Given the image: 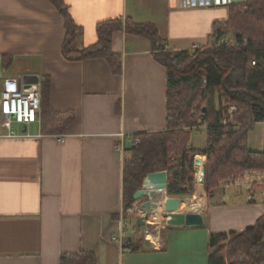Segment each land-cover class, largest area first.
I'll return each mask as SVG.
<instances>
[{
	"label": "crops",
	"instance_id": "obj_1",
	"mask_svg": "<svg viewBox=\"0 0 264 264\" xmlns=\"http://www.w3.org/2000/svg\"><path fill=\"white\" fill-rule=\"evenodd\" d=\"M64 2L81 28L78 48L97 41L98 22L129 18L154 25L166 49L192 51L215 42L214 23L228 14V7L185 9L180 0ZM64 37V18L49 0H0V89L4 78H20L26 90L47 79L50 107L73 116L53 133L42 132L41 114L39 123L16 124V137L0 126V264H60L61 254L80 250L93 252L95 264H207L210 234L242 231L264 214L262 190L218 183L196 209L202 225H159V243L146 247L123 205L124 156L130 137L167 128L166 68L150 40L124 30L111 42L120 73L104 58L66 60ZM246 144L263 151L264 121ZM188 147H206L203 126L192 128ZM121 230L132 243L123 253Z\"/></svg>",
	"mask_w": 264,
	"mask_h": 264
},
{
	"label": "trees",
	"instance_id": "obj_2",
	"mask_svg": "<svg viewBox=\"0 0 264 264\" xmlns=\"http://www.w3.org/2000/svg\"><path fill=\"white\" fill-rule=\"evenodd\" d=\"M64 18L65 37L62 55L66 60L104 58L114 73L121 71V58L111 49L112 34L124 30L146 37L152 43L154 59L166 68L167 128L165 131L137 135L139 142L125 151L123 166V205L128 208L133 194L147 173L167 171L168 196L193 194L195 155L205 159L206 192L218 183L246 170H264V149L250 151L247 133L254 123L264 121V0H241L228 6L226 20L214 23L215 39L233 30L237 44H211L189 50H168L154 25L138 24L126 18L107 19L95 26L97 41L78 48L81 28L71 19L64 0H49ZM246 41L244 43L243 38ZM6 58V57H4ZM3 58V59H4ZM219 89V94H216ZM226 103L236 106L230 120H223ZM206 119L202 120V108ZM71 113L55 112L49 104V82H41V130L59 132L72 120ZM205 127L206 147H188L190 131ZM177 164L172 166L171 160ZM197 183V182H196ZM253 185L252 189H262ZM196 184L194 187V193ZM192 204L195 201L192 199ZM207 264H263L264 214L253 226L242 231L212 233L208 238ZM93 252L64 253L60 264H95Z\"/></svg>",
	"mask_w": 264,
	"mask_h": 264
},
{
	"label": "built area",
	"instance_id": "obj_3",
	"mask_svg": "<svg viewBox=\"0 0 264 264\" xmlns=\"http://www.w3.org/2000/svg\"><path fill=\"white\" fill-rule=\"evenodd\" d=\"M241 0H180L182 8L190 9L195 7H206V8H220L228 7L233 2ZM245 43L246 39L243 38ZM237 42L234 39L229 40L227 38H219L216 42V45H235ZM236 110L235 105H230L228 107V113ZM41 114V88L38 86L35 89L26 90L20 84V78H4L1 81L0 89V126L5 130V137H16L19 134L16 132L14 126L19 125H30L33 123L40 122ZM194 128V127H193ZM58 140H63V137L59 136ZM132 143L139 142L137 136L130 137ZM119 149H123V145H118ZM198 178H201L197 174ZM263 185L264 186V170H246L233 174L220 181V185L223 188H228L232 186L245 187L248 190L252 189L253 185ZM264 194V188L261 189ZM159 196H166V192L158 194ZM168 196V195H167ZM153 201H156L155 198H152ZM145 201V197L135 200L128 208L125 209V212L128 215L142 216L146 223L152 225V228L145 233H148L156 236V227L158 225H164V221L161 224H152L148 222L149 216L155 212L152 210L150 214L145 215L140 206L142 202ZM162 200L158 202V205H161ZM165 226V225H164ZM118 244L120 246L121 252L128 251L131 246V240L126 235L124 230H121L118 234ZM151 245L156 246L159 240L156 238L155 241L147 238ZM160 245V244H158Z\"/></svg>",
	"mask_w": 264,
	"mask_h": 264
},
{
	"label": "water",
	"instance_id": "obj_4",
	"mask_svg": "<svg viewBox=\"0 0 264 264\" xmlns=\"http://www.w3.org/2000/svg\"><path fill=\"white\" fill-rule=\"evenodd\" d=\"M206 119V108H202V120ZM203 182V180H201ZM167 188V171L161 170L157 172H150L145 175L142 180L141 186L133 194L134 200L145 197V201L142 202L140 208L142 212L147 215L150 214L152 210L160 207L163 211V217L165 218V226H200L203 224V216L196 209H191L189 211H180L181 204L190 207L192 204V198L190 196H159ZM155 198L156 201H153ZM162 200L161 205L158 202ZM135 224L141 226L143 231L147 233L152 225L146 223L142 216H138L135 219ZM144 245L147 247L149 241L144 240Z\"/></svg>",
	"mask_w": 264,
	"mask_h": 264
},
{
	"label": "rangeland",
	"instance_id": "obj_5",
	"mask_svg": "<svg viewBox=\"0 0 264 264\" xmlns=\"http://www.w3.org/2000/svg\"><path fill=\"white\" fill-rule=\"evenodd\" d=\"M227 10H228V8H227ZM227 16H228V14H227ZM234 34H235V32L233 31V30H225L221 35V37H223V38H227V39H229V40H232V39H234V41L235 42H237L236 40H235V38H234ZM218 40V39H217ZM217 40H215V42H212V44H211V46H213V44H216V42H217ZM227 46H231V45H227ZM216 91V94H219L220 92H219V89H216L215 90ZM221 94V93H220ZM219 94V95H220ZM223 104V106L225 107V109H226V113H225V115L226 116H224V118H223V120H225V121H229L230 120V116H231V113L233 112H231V113H228L227 111H228V107L230 106V105H233V104H231V103H226V100H224V98H222L221 99V105ZM235 111V110H234ZM199 126H201V125H199ZM199 126H195V127H199ZM204 129H205V127H204ZM184 130H186V131H190V133H191V131H192V129H188V128H184ZM193 135L194 136H197V134L196 133H193ZM194 150V149H193ZM195 157V159H194V162H193V168H192V170H193V185H192V189H193V197H192V199L195 201V204H191V206L188 208V210H191V209H198V208H200L201 206H202V201H203V195H204V188H205V184H204V173H203V171H204V167H201V165H202V163H204V165H205V159L203 158V157H201V156H199V155H195L194 156ZM178 162H177V160L176 159H172L171 160V164H172V166H175L176 164H177ZM197 174L198 175H200V177L201 178H198L197 177ZM201 180H203V182L201 181ZM197 182V183H196ZM195 184H196V190H195V193H194V187H195ZM219 184H220V182H219ZM234 188H236V187H228V189L230 190V189H234ZM188 210H185V211H188ZM161 212H158V209L156 208L155 209V212L153 213V215H157V220H158V222L160 221V218H161ZM129 217H134L133 215H130ZM131 223H133L132 222V219H131ZM159 226V225H158ZM133 228H135L134 226H133ZM132 228V229H133ZM142 229L143 230V228L142 227H139V229ZM134 231H135V229H133V231H131V233L132 234H135L134 233ZM138 233H140V231H138ZM151 234V233H150ZM142 236V235H141Z\"/></svg>",
	"mask_w": 264,
	"mask_h": 264
},
{
	"label": "bare ground",
	"instance_id": "obj_6",
	"mask_svg": "<svg viewBox=\"0 0 264 264\" xmlns=\"http://www.w3.org/2000/svg\"><path fill=\"white\" fill-rule=\"evenodd\" d=\"M188 208H189L188 206H185L184 204H181L180 210H181V211H185V210H188ZM157 209H158V212H161V210H162V208H160V207H158ZM162 212H163V211H162ZM148 222H150V223H152V224H158L159 222H158V220H157V215H153V213H152V214L149 216V218H148ZM146 238H149V239L155 241L156 238H157V236H154V235L148 233V234L146 235Z\"/></svg>",
	"mask_w": 264,
	"mask_h": 264
}]
</instances>
